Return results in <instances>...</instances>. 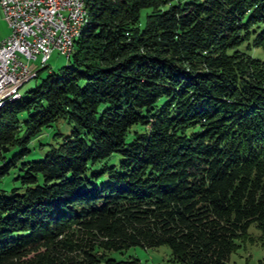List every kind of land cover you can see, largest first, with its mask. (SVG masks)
<instances>
[{
    "label": "trees",
    "instance_id": "16d2710c",
    "mask_svg": "<svg viewBox=\"0 0 264 264\" xmlns=\"http://www.w3.org/2000/svg\"><path fill=\"white\" fill-rule=\"evenodd\" d=\"M85 5L65 63L0 105V176L20 170L0 191V264H144L107 254L136 244L225 264L245 242L264 249V60L245 49L264 50V0ZM57 118L70 132L20 160Z\"/></svg>",
    "mask_w": 264,
    "mask_h": 264
},
{
    "label": "built area",
    "instance_id": "2783aa9c",
    "mask_svg": "<svg viewBox=\"0 0 264 264\" xmlns=\"http://www.w3.org/2000/svg\"><path fill=\"white\" fill-rule=\"evenodd\" d=\"M8 32L0 39V95L15 93L32 77L31 60L39 66L51 48L70 50L69 36L77 21V0H0Z\"/></svg>",
    "mask_w": 264,
    "mask_h": 264
},
{
    "label": "rangeland",
    "instance_id": "374dc122",
    "mask_svg": "<svg viewBox=\"0 0 264 264\" xmlns=\"http://www.w3.org/2000/svg\"><path fill=\"white\" fill-rule=\"evenodd\" d=\"M147 10L148 8H141L139 17L141 21L144 12ZM0 25L5 28L8 27L6 20L2 17L0 20ZM245 49L251 55L264 60L263 49L252 45ZM65 61L66 58L64 55L59 54V52L56 50H52L48 59L39 66V56L36 55V58L30 61V64L32 63V66L35 68L36 76L34 75L27 81L23 82L18 88L19 92L24 94L25 91L37 83L41 77L45 76L50 70L56 71L57 67L65 63ZM70 130L71 123L65 118L55 119L53 122H51V124L42 127L39 133L31 136L27 140L26 145L29 150L22 156L20 160L40 158L49 144H56L61 140L62 136L64 134H68ZM5 147L6 148L4 150L2 149L5 158H8L17 149L16 145L11 146L10 149H8L7 146ZM118 158V153H112L108 157V161L116 163ZM18 166L19 161L16 163V165L10 167L6 173L0 176V191L3 194H10L11 187L19 185V180L14 178L17 173H20ZM251 229L253 230L252 227ZM107 254L110 257L116 259L125 258L129 255L135 256L144 264H184L170 260L169 248L166 245L144 247L136 244L121 251L109 250ZM225 264H264V249L261 248L257 243L245 242V244H240L229 254Z\"/></svg>",
    "mask_w": 264,
    "mask_h": 264
},
{
    "label": "bare ground",
    "instance_id": "6f19581e",
    "mask_svg": "<svg viewBox=\"0 0 264 264\" xmlns=\"http://www.w3.org/2000/svg\"><path fill=\"white\" fill-rule=\"evenodd\" d=\"M87 1V0H86ZM85 0H77V21L76 25L73 27V32L69 36V44H70V50H65L61 53V55H64L65 57H69V53L71 52L72 47V41L73 39L78 35V33L81 30L82 25L84 24V21L86 19V7H85ZM52 50H56L59 52V48H51L50 53ZM44 66V65H43ZM37 72V71H36ZM35 75V72H32V76ZM27 81V80H26ZM19 90L15 93H8L4 95H0V105L9 99H13L19 96Z\"/></svg>",
    "mask_w": 264,
    "mask_h": 264
},
{
    "label": "crops",
    "instance_id": "0c3cea01",
    "mask_svg": "<svg viewBox=\"0 0 264 264\" xmlns=\"http://www.w3.org/2000/svg\"><path fill=\"white\" fill-rule=\"evenodd\" d=\"M1 14H0V20H1ZM0 39L8 32V27H2L1 25H0Z\"/></svg>",
    "mask_w": 264,
    "mask_h": 264
},
{
    "label": "water",
    "instance_id": "95a60500",
    "mask_svg": "<svg viewBox=\"0 0 264 264\" xmlns=\"http://www.w3.org/2000/svg\"><path fill=\"white\" fill-rule=\"evenodd\" d=\"M6 147H3L2 149L4 150Z\"/></svg>",
    "mask_w": 264,
    "mask_h": 264
}]
</instances>
